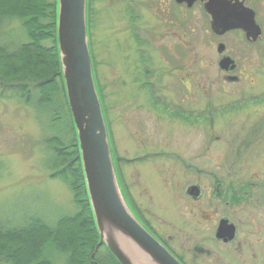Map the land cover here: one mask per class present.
Masks as SVG:
<instances>
[{
    "label": "rangeland",
    "instance_id": "obj_1",
    "mask_svg": "<svg viewBox=\"0 0 264 264\" xmlns=\"http://www.w3.org/2000/svg\"><path fill=\"white\" fill-rule=\"evenodd\" d=\"M256 7L264 27V3ZM98 28H93L97 87L130 210L190 264H264L263 204L252 203L251 192L243 193L238 203L218 198L215 191L218 174H223L227 184L242 187L250 182L252 193L264 192V40L251 48V59L239 56L242 73L233 75L246 80L233 84L219 71L218 42L209 23L196 16L188 29L191 97L183 101L175 93L156 104L140 84L152 81L144 72L157 53L138 50L129 34L106 31L102 18ZM2 29V44L12 50L27 38L19 19L8 20ZM238 35L230 39L240 53L245 40ZM119 38L126 44H119ZM145 42L143 47L152 44ZM160 62L154 61L158 69H170ZM48 90L54 92L49 106L37 103L36 89L28 101L13 90L0 92V222L10 226L19 225L26 215L56 225L62 215L77 210L69 184L54 176L57 166L47 144L54 136L74 135L72 119L61 90ZM253 129L262 142H243ZM238 156L242 159L232 164ZM194 183L203 187L196 200L187 193ZM223 217L240 226L235 241L227 245L215 237ZM107 254L106 247H99L97 260L108 264ZM54 255V264H69L67 256Z\"/></svg>",
    "mask_w": 264,
    "mask_h": 264
},
{
    "label": "trees",
    "instance_id": "obj_2",
    "mask_svg": "<svg viewBox=\"0 0 264 264\" xmlns=\"http://www.w3.org/2000/svg\"><path fill=\"white\" fill-rule=\"evenodd\" d=\"M58 3V0H0V92L4 93V89L13 90L27 97L28 101L30 91L36 89L39 91V97L35 99L37 103L49 106L53 102L54 92L48 88L57 86L63 93V106L69 109L56 37ZM13 19L22 22L27 38L17 49L12 50L2 44L1 36L5 23ZM94 68L98 80L95 59ZM99 94L102 96L100 90ZM101 101L106 118L102 97ZM68 114L72 119L71 134L74 135L69 138L54 136L47 144L53 150V162L57 166L54 176H61L69 184L77 210L73 214L62 215L56 225L36 215H26L27 219L20 220L16 226H10L2 220L0 264H54V253L67 256L69 264H85L86 260L106 264L101 259L100 262L97 260L99 247L104 246L100 244L92 212L77 129L70 109ZM107 252V263L119 264Z\"/></svg>",
    "mask_w": 264,
    "mask_h": 264
},
{
    "label": "water",
    "instance_id": "obj_3",
    "mask_svg": "<svg viewBox=\"0 0 264 264\" xmlns=\"http://www.w3.org/2000/svg\"><path fill=\"white\" fill-rule=\"evenodd\" d=\"M194 0H190L192 3ZM87 0H59L58 46L61 70L69 109L77 129L81 160L88 193L101 243L120 264H182L167 247L138 220L125 200L114 165L108 128L96 87L88 42ZM230 8L210 1L206 9L212 16V29L222 35L242 29L247 38L257 41L262 28L253 9L239 3ZM223 46L219 50L222 51ZM230 58L223 59L224 70L235 68ZM199 195V188L188 189ZM236 228L227 221L219 225L216 237L232 240Z\"/></svg>",
    "mask_w": 264,
    "mask_h": 264
},
{
    "label": "flooded vegetation",
    "instance_id": "obj_4",
    "mask_svg": "<svg viewBox=\"0 0 264 264\" xmlns=\"http://www.w3.org/2000/svg\"><path fill=\"white\" fill-rule=\"evenodd\" d=\"M210 1L213 0H194L192 3L190 0H88V36L90 39L89 46H91L93 58L95 59L96 57L94 53L95 48L93 46L95 41V31L93 28L95 27L96 30H99L98 25H100L102 18L104 21V29L106 31L114 30L117 34H129L133 38L135 42L134 44L138 45V50H141L142 52L143 49L146 51L151 49L152 52L157 53V60H152V63L146 67L145 72L143 71L146 76L151 77L152 81L145 80L144 83L141 82L140 84L141 87L147 91L150 97L153 98V103L156 102V104H158L157 102L159 101L171 100L176 96L175 93H177V98H182L183 101H187L191 97V72L189 70L191 41L188 29L190 21L195 19L196 16H199L200 18H204V20L209 23V31L216 37V42H218L216 50L218 59L216 63L220 69L219 71H221V75L224 77L227 76V81H231L233 84L245 81L246 78L241 79L240 76L233 74L241 72L240 69L242 67V61L240 57H244L246 54V57L251 59V56L253 55L251 48L254 47L255 44H261L264 40V27L263 24L260 23L259 19L261 9L260 7H256L257 4H263L264 0H214L217 1L222 8L223 5H230V8L232 9V7L241 3L244 7L253 9L256 14V21L258 24L260 23L259 26L262 28V34L257 41L248 39L246 32L240 28L226 31L222 35H218L211 30L212 16L206 9V5ZM230 8L228 7V9ZM235 34H239L238 36L243 37L245 40V46L242 50L240 49V53L235 49L234 42L230 39ZM143 36H147V39H143ZM109 37V35H106L105 40H108ZM144 42H150L152 44L150 46L148 45L143 47L142 44ZM118 43L121 45L126 44V40L123 42L119 38ZM220 46H223L222 51L219 50ZM144 58L147 62V56ZM226 58H230V60L233 61L232 65L235 66L234 69H221L220 62ZM154 61H161L160 63L163 65H169L170 69H158V67L154 65ZM170 91H174V93L170 94ZM258 127L259 126L255 127V129ZM255 129L251 130V134L246 138L244 137L243 142H247L250 145H256L262 142L258 133L255 135V133L258 132ZM261 129L264 130V124L261 126ZM238 157H233L230 160L232 161V164L237 162L239 159H242ZM218 175L220 179H216L217 182L215 189L218 198H224L231 200L232 202L240 203L242 199H244L243 197H245L243 196V193L248 194L251 192L249 194L253 200L251 202L254 203L257 201L262 203L263 205L260 209L264 208V192L257 193V191H253L252 193L251 188L253 183L247 182L240 187V185L234 183H225L224 181L229 180V178L224 179L226 175ZM201 185V183L189 185V188L197 186L199 188V195H190L188 193L189 188L187 189L188 195L194 197L195 200L200 199L201 195H203V187ZM224 220L230 225H234L236 228L235 237L232 240L225 241L224 239H219L223 242V244L227 245L228 243L235 241L237 238L236 235H238L237 229L240 228V226L233 223L229 218H220L215 234L216 236L219 225ZM142 222L167 247V249H169L177 257V259H179L183 264H190L174 249H172V247L163 238L152 230V228L149 227L145 221L142 220ZM216 238L218 239L219 237ZM199 251H204V248ZM253 260L254 258H252V261Z\"/></svg>",
    "mask_w": 264,
    "mask_h": 264
}]
</instances>
